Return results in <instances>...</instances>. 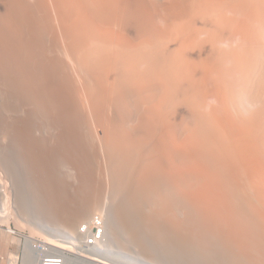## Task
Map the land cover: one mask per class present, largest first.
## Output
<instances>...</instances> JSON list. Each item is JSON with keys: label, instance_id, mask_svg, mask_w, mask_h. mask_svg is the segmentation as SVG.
<instances>
[{"label": "bare ground", "instance_id": "bare-ground-1", "mask_svg": "<svg viewBox=\"0 0 264 264\" xmlns=\"http://www.w3.org/2000/svg\"><path fill=\"white\" fill-rule=\"evenodd\" d=\"M1 169L65 264H264V0H0Z\"/></svg>", "mask_w": 264, "mask_h": 264}, {"label": "rangeland", "instance_id": "rangeland-1", "mask_svg": "<svg viewBox=\"0 0 264 264\" xmlns=\"http://www.w3.org/2000/svg\"><path fill=\"white\" fill-rule=\"evenodd\" d=\"M2 173L3 170L1 169L0 176L3 178V180H8L9 177L7 176H9V174L7 173L8 175L7 174L5 175L3 173L2 175ZM10 187L11 185H9L8 189ZM10 200H12L11 194H10ZM24 219L22 217L15 218L12 215H10L8 218L0 219V264H10V263L23 264L22 260L24 255V248H23L24 242L23 240H20L17 235L10 233L9 229L20 231L22 233H26L28 236L31 235L33 238L42 239L46 241L45 233H43L41 229L37 227V225L31 222L30 219L28 220L25 219L26 221ZM53 238L56 237L53 236ZM74 250H76L74 252H81L79 251V249L77 248L75 249V247ZM82 253H85L87 255H92L87 252H82Z\"/></svg>", "mask_w": 264, "mask_h": 264}, {"label": "built area", "instance_id": "built-area-1", "mask_svg": "<svg viewBox=\"0 0 264 264\" xmlns=\"http://www.w3.org/2000/svg\"><path fill=\"white\" fill-rule=\"evenodd\" d=\"M10 233L17 235L20 240L24 242L30 239L31 249L37 253V264H65V255L62 253L54 252L47 245L48 243L42 239L33 238L26 233L16 230H9ZM105 239V221L101 218L94 220L90 229V234L84 238L83 245L87 250L99 247V242Z\"/></svg>", "mask_w": 264, "mask_h": 264}]
</instances>
